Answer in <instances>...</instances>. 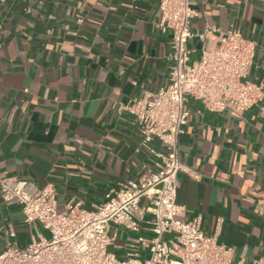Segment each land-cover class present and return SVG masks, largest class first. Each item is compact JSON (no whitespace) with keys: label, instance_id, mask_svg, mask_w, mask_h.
<instances>
[{"label":"crops","instance_id":"crops-1","mask_svg":"<svg viewBox=\"0 0 264 264\" xmlns=\"http://www.w3.org/2000/svg\"><path fill=\"white\" fill-rule=\"evenodd\" d=\"M190 1L191 60L215 44L199 38L206 27L238 32L256 47L248 79L264 88V0ZM160 18L159 0H0V179L51 185L60 210L92 209L156 169L121 106L169 85L172 32ZM187 105L177 201L233 250L234 264H264V108L213 112L191 96ZM34 232L19 202L0 192V254ZM141 233L151 236L145 225ZM110 234L118 258L148 255L137 233L112 225Z\"/></svg>","mask_w":264,"mask_h":264},{"label":"built area","instance_id":"built-area-1","mask_svg":"<svg viewBox=\"0 0 264 264\" xmlns=\"http://www.w3.org/2000/svg\"><path fill=\"white\" fill-rule=\"evenodd\" d=\"M159 8V27L172 32L169 85L121 106L135 117L142 144L159 158L156 169L111 188L92 209L76 202L60 210L51 185L38 188L16 177L0 179L2 198L17 200L35 231L27 246L9 244L0 264H234L233 250L216 235H206L202 217L187 218L185 206L177 201L178 174L185 170L179 140L189 118L188 96L213 112L242 114L259 104L264 108V88L248 79L256 47L238 32L206 27L199 38H216L215 44L191 60L187 41L196 15L191 1L159 0ZM155 140L161 150L151 147ZM112 225L137 233L136 242L148 255L129 252L120 259L109 251ZM143 225L150 237L141 233Z\"/></svg>","mask_w":264,"mask_h":264},{"label":"rangeland","instance_id":"rangeland-1","mask_svg":"<svg viewBox=\"0 0 264 264\" xmlns=\"http://www.w3.org/2000/svg\"><path fill=\"white\" fill-rule=\"evenodd\" d=\"M44 234H45L46 236H48V233H47V232H45ZM110 250H112V249L110 248ZM123 258H125V257L120 256V259H123Z\"/></svg>","mask_w":264,"mask_h":264}]
</instances>
